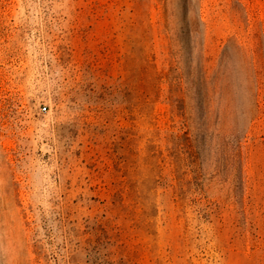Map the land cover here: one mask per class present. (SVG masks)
<instances>
[{
    "label": "rangeland",
    "instance_id": "obj_1",
    "mask_svg": "<svg viewBox=\"0 0 264 264\" xmlns=\"http://www.w3.org/2000/svg\"><path fill=\"white\" fill-rule=\"evenodd\" d=\"M0 264H264V0H0Z\"/></svg>",
    "mask_w": 264,
    "mask_h": 264
},
{
    "label": "trees",
    "instance_id": "obj_2",
    "mask_svg": "<svg viewBox=\"0 0 264 264\" xmlns=\"http://www.w3.org/2000/svg\"><path fill=\"white\" fill-rule=\"evenodd\" d=\"M247 88H248V103L246 105V109H245V116H252L255 112H256V108H257V105L255 102L251 101V84L247 85ZM250 94V96H249ZM251 119H253V117H251Z\"/></svg>",
    "mask_w": 264,
    "mask_h": 264
},
{
    "label": "built area",
    "instance_id": "obj_3",
    "mask_svg": "<svg viewBox=\"0 0 264 264\" xmlns=\"http://www.w3.org/2000/svg\"><path fill=\"white\" fill-rule=\"evenodd\" d=\"M43 109H44V110H46L47 108H46V107H44Z\"/></svg>",
    "mask_w": 264,
    "mask_h": 264
}]
</instances>
